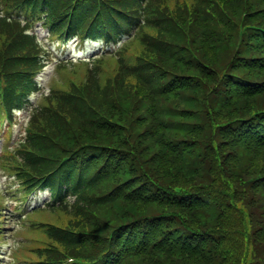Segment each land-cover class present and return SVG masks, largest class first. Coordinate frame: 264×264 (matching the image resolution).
I'll use <instances>...</instances> for the list:
<instances>
[{
  "label": "trees",
  "instance_id": "trees-1",
  "mask_svg": "<svg viewBox=\"0 0 264 264\" xmlns=\"http://www.w3.org/2000/svg\"><path fill=\"white\" fill-rule=\"evenodd\" d=\"M73 1H81L82 4H86L91 0H62L63 5L61 7L67 9ZM193 1L195 5L203 2L202 11L205 12L206 16L202 20V24L205 22L213 24L216 16L222 18L223 22L220 25L219 35L213 38L210 31L206 33L205 27L195 21L197 16L194 14L195 12H188L187 6L174 9L178 5L177 0H157V4L154 3L158 10V17L156 21L154 20L155 25L148 26L144 32L145 40L135 45V49H141L142 56L147 55L150 60L154 61H157L159 51H171L170 70L172 75L178 78L179 84L173 93L170 110L162 94H159V98L154 102L146 101V92H142L138 97L129 95L121 103L120 109L105 114L109 118L106 120L108 121L107 124L95 128L97 134H103L101 137L102 145L109 147L112 145L110 148L119 151L130 147L133 142H146V148L140 154L133 151L129 152L128 162H125V167L118 171L121 178L117 180L124 183L126 187L137 182L151 180L170 183L164 179L170 176L175 177L179 171L190 173L192 181L199 180L207 174V154L210 150L215 153L214 160L216 159V161H222L224 157L226 161L228 157L235 159L238 155L237 152L241 150L240 160L233 163V171L236 175L243 173L239 168L243 156L249 157L250 155L254 160H260L262 163L256 164L264 167V161L256 151L249 152L240 147L226 151L224 139L220 137L222 133L219 129L216 130L215 136H211L215 141L214 147L211 148V142L207 143V140L210 139L209 128L212 124V118L207 121H200L189 117L190 112L181 116L176 115L183 107L192 104H195L192 111L203 107L214 93L212 92L214 90L213 84L216 85L217 82L212 80L214 73L211 68L205 64L196 65L194 60L197 57L195 51H203V45L207 44L210 47L209 44L213 45L215 42L223 43L222 46L225 51L234 50V59L224 66V73L236 74L245 79L251 86L249 98L239 96L236 98L237 105L242 101L251 99L255 105H257L258 99H260L259 104H263L264 0H201L202 2L191 0V2ZM227 10L231 12L229 18L232 20L236 16L240 17L243 12L248 13V16L245 19L229 22L226 18ZM216 38L217 41H214L213 39ZM207 64L215 66L210 61ZM117 94L125 96L126 91L119 87ZM112 95L114 96L113 93ZM55 100L57 101V99ZM250 108L253 111L251 110L249 116H234L227 119L228 121H223L221 116H218V124H237L239 119H254L258 113L264 111L262 106ZM202 114V112H198L197 117H202ZM127 122L129 127H124ZM85 136L86 138H94L91 134H85ZM217 136L220 144L216 143ZM107 138L114 139L116 143L111 141L109 145ZM262 151H264V147L259 152ZM238 171L240 172L236 173ZM244 177H240L241 182L251 180L254 185L264 183V174H250L245 179ZM213 183L220 187L218 180L211 181L209 179H206L205 183L198 184V187L203 189ZM256 187L264 189V186ZM255 196L257 195H252L253 198ZM241 199L242 201L248 200L245 197ZM141 202L130 201L124 205L147 206L144 199L141 198ZM167 202L165 200L162 203ZM159 205H161L158 206L161 227L157 237L145 256L134 257L131 264H235L232 259H228L229 255L226 250L220 251L219 257L215 258L223 246L224 235L220 232L226 230L227 227L209 228V225L203 223L199 226L193 225L188 223V214L192 215V213L184 212L181 207H172V210L182 220L186 221L185 223L178 220V215L171 209H167L162 204ZM140 215L132 210L126 220L132 222ZM202 215L203 213L200 211L194 212L192 216L202 218ZM217 215L220 216L221 214L217 213ZM176 227L186 229L194 239L207 237V243L200 248L201 253L197 254V250H194L192 253L171 254L164 249L163 241L166 234ZM51 246L56 249L59 257L65 253L64 248L59 243L52 242ZM82 252L88 256L97 254L90 247L83 248ZM177 256H187V259H163L165 257L176 258ZM244 264L248 263L244 262Z\"/></svg>",
  "mask_w": 264,
  "mask_h": 264
},
{
  "label": "rangeland",
  "instance_id": "rangeland-1",
  "mask_svg": "<svg viewBox=\"0 0 264 264\" xmlns=\"http://www.w3.org/2000/svg\"><path fill=\"white\" fill-rule=\"evenodd\" d=\"M38 33H40L41 37H46L47 36V30L45 29H41L40 27L37 28ZM70 47L73 48L75 50V55L81 56L85 53H88L87 56H91L92 53H90V51L97 49L98 47H100V43H94V44H89L88 46H86L85 50L83 49H78L77 47V42H70L68 43V45L63 46V48L67 49V51L65 53H62V55H60V50H56L53 47V52L55 53V56L57 57H61V58H69V56L71 55L70 53ZM204 56H206L208 59L211 60V63L213 65H215V60L214 58H216L214 56L215 51H213L211 48H209L206 45H203L202 47ZM77 52V54H76ZM90 53V54H89ZM220 58H222V63L220 65L224 66L225 63H228L231 59V51L228 52L227 54H222L220 56ZM53 70V64H50V66H48L46 74H44L41 78L40 81L43 85H46L48 80H49V75ZM260 99L257 100V105H255V102H253V100H248V101H242V103H239L238 105L236 104L235 106L225 109V111L221 112L219 114V116H221L223 121H228L227 119H230L234 116L240 117V116H249V114L251 113L252 108H256V107H260L262 106V108H264V101L263 104H259ZM33 101H35V99L33 98ZM256 101V100H254ZM99 110L101 111V108H99ZM253 111V110H252ZM26 116V112H19L18 114V122L17 124L14 126L15 127V132H14V137L17 138L18 137V133L20 130V127L25 119ZM102 133L95 135V138H86L87 141L89 142H95V143H102L101 142V137H102ZM227 137V135H226ZM210 139L214 142L215 145V141L213 140V138L210 137ZM225 139V150L229 151L230 149L234 148V147H239V143H236L235 140H231V138ZM248 139H246L247 141ZM217 143V141H216ZM244 144L246 146H249L247 143L244 142ZM251 147V146H249ZM242 151L240 150L239 152H237V157L235 159H233L232 157H228L227 161H226V166L228 168V170L226 171L224 169L222 176L227 177V180L230 183V190H235L236 193L242 195L243 197H245L246 199H249L252 195L256 194L257 196H255L254 198L252 197V201L250 200H243L241 198H239V195L234 193H230L229 194V198L230 200L223 206V210L225 215L229 216V217H233V216H238V214H244L245 216H254L255 221L258 225H262L261 223L264 224V222H261L259 220V218L264 219V189H255L252 190V192L249 191L247 185L242 186L240 185V177H244L247 178L246 176H249L250 174L252 175H256V174H264V167L262 165L256 164V163H262L260 160H254L250 155L249 157L243 156L242 158V163H240L239 168L240 171H242V174H238L236 175L233 171V167H234V162H238L240 160V153ZM259 157L261 159H263L264 161V151L262 152H257ZM211 169V165L209 166ZM223 168H225V161L223 162ZM240 171L236 172L239 173ZM5 177H3L2 182L0 183V185L2 187H5ZM164 181H168L170 183L167 184H171L174 187L175 186H179V187H183V188H176L177 191H185V190H193V189H197L198 188V181L197 180H191L190 176H188L186 174V172H182L179 171L178 173L175 174V177L170 176L166 179H164ZM255 186H264V183H259L258 185L255 184ZM252 193V194H251ZM48 196L46 193H41L37 196V198H39L40 200L45 197ZM261 198V199H260ZM230 203H234V204H230ZM33 205H36V202H34ZM249 210H246L248 209ZM134 210V212H138L141 215H154V214H158L160 212V209L157 206H141L138 204H130V205H118L115 207H110L107 210H103L101 213L102 215L108 220V222L110 223H124L126 222L130 212ZM242 215V216H244ZM189 219L192 218L191 220L188 219V223H191L193 225H197L199 226L201 223H203L204 225H209V228H214L217 225L211 221V220H206L204 218H197V217H193L192 215H189ZM227 229L224 231H221L220 233L222 234H226L228 237L227 239H225L222 248L219 250V254L217 255L216 258L219 257L220 255V251L222 250H226L228 251V258L231 259H243L242 257V247L240 245V241L238 240V238H243V234L239 235V233L236 234L235 232V228L238 229L240 227V225H237L236 227H234V223L231 222L229 223L227 226ZM258 240L261 241V246L260 249H262V251L264 252V235L261 234V237L258 238ZM12 243V242H11ZM9 248L8 244L4 245V251L3 252H7L6 249ZM173 257V256H172ZM168 258L165 257L163 259H187V256H177L176 258Z\"/></svg>",
  "mask_w": 264,
  "mask_h": 264
},
{
  "label": "bare ground",
  "instance_id": "bare-ground-1",
  "mask_svg": "<svg viewBox=\"0 0 264 264\" xmlns=\"http://www.w3.org/2000/svg\"><path fill=\"white\" fill-rule=\"evenodd\" d=\"M209 46L213 51L217 52V49L212 44H209Z\"/></svg>",
  "mask_w": 264,
  "mask_h": 264
}]
</instances>
